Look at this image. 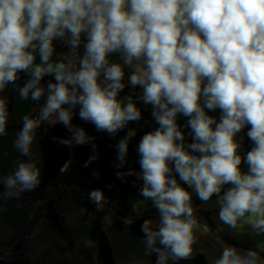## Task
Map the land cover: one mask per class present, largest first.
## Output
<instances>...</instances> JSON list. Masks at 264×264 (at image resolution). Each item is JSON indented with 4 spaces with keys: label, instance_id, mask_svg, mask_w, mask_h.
Listing matches in <instances>:
<instances>
[{
    "label": "clouds",
    "instance_id": "clouds-1",
    "mask_svg": "<svg viewBox=\"0 0 264 264\" xmlns=\"http://www.w3.org/2000/svg\"><path fill=\"white\" fill-rule=\"evenodd\" d=\"M66 30L74 48L81 33H87L80 71H72L71 61L48 62L53 38L63 37ZM34 41L43 64L33 67L34 56L28 49L37 48ZM116 51L124 53L126 64L146 58V70L137 69L130 83L143 86V100L153 106L160 125L154 133L145 134L138 146L144 182L141 194L161 213L158 231L149 229V221L144 222L148 248L153 249L159 237L174 258L186 259L195 243L191 196L169 178L166 161L175 162L181 179L203 201L219 194L222 185H234L220 197V219L235 228L238 218L251 213L257 217L249 221L252 227L264 230V0H0V90L14 82L18 72L30 68L32 79L20 89L21 99H27L31 90L32 99L39 100L44 91L37 86L42 76L54 74L57 81L48 85L39 119L23 118L15 141L23 154L29 153L31 133L42 120L56 113L60 122L70 126V113L62 107L65 104L79 103L80 117L108 133L140 118L131 101L122 107L116 99L124 88L123 72L117 64L109 66L106 59ZM101 69L110 81L105 87L97 82ZM205 78L207 85L202 90ZM68 85L73 86L71 90ZM77 87L82 94L77 95ZM201 92L208 109L223 111L215 130L210 127L214 120L198 104ZM178 112L191 117L194 139L199 142L190 147L202 154L199 158L174 143L182 139L174 122ZM6 115L0 100V135L5 132ZM245 124L251 125L247 135L255 144L246 156L248 175L238 168L239 145L233 140ZM132 135L130 131L128 136ZM85 139L83 130L74 133L76 144ZM118 149L122 165L127 138L119 142ZM38 176L33 164L21 163L7 185L11 188L19 182L21 191L32 189L39 184ZM90 199L99 210L101 193L92 192ZM104 222L110 225V216ZM154 250L157 264H163L165 253ZM255 259L254 252L242 257L235 248L225 247L216 264H255Z\"/></svg>",
    "mask_w": 264,
    "mask_h": 264
},
{
    "label": "rangeland",
    "instance_id": "rangeland-1",
    "mask_svg": "<svg viewBox=\"0 0 264 264\" xmlns=\"http://www.w3.org/2000/svg\"><path fill=\"white\" fill-rule=\"evenodd\" d=\"M85 34L87 35L86 32ZM64 36L68 37L67 31H65ZM87 42V40L80 37V43L75 47V53L80 58V65H82ZM36 44L38 46V43ZM28 51H31L34 56L33 66L35 62L42 61L39 48L35 50L29 48ZM63 51L67 53L72 63V71H80L72 47L67 46ZM106 59L109 66L117 64L121 67L123 72L122 81L125 83H130V77L137 73V69L142 71L143 69L146 70L147 67L145 57L140 60L133 59L131 64H126L122 51L108 53ZM61 62L67 63L64 59ZM56 63H60V61L57 59ZM100 76H104L103 69L100 70L98 77ZM30 79L22 78L13 84L12 82L8 83L0 94V100H3L7 109L5 95L7 96L9 88L13 85L11 105L6 111V124H19L24 121L25 116L30 115L31 111L28 112V108L32 109L34 106H31V103L30 106L29 103L27 104L29 98L21 99L20 97V89ZM101 81H105V79ZM46 125V121L43 122V128ZM21 131L20 127H8L0 135V188L2 189V193H0V258L13 259L14 257L21 258L23 256L26 264H100L96 244L90 239L88 233L97 216V210L95 208L86 209L81 203V199L73 194L72 188L60 186L55 190H44L38 194H31L35 187L21 191L22 185L19 182L11 188L8 187V178L14 177L21 163L33 164L40 175L41 160L38 136L33 132L31 133L32 143L29 146V153L25 155L15 146V141ZM186 153L194 156L188 152ZM166 163L170 171H176L174 161L173 163L166 161ZM238 168L242 175L250 174L249 165L246 161ZM227 184L231 183L224 185ZM17 188L19 193L14 195ZM228 190L211 197L207 201H201L197 204L191 203L194 209L192 218L195 219L196 223L192 225L195 243L191 245L190 255L200 252L209 264H216V261L221 258L225 247L235 248L242 257L250 251L254 252L243 246L246 243H253L259 250L264 252V230L254 229L249 222L257 219V217L251 213H246L243 217L238 218L235 228L230 227L220 219V197ZM37 197L40 202L35 204L33 201ZM48 199H52L53 206L59 209L58 215L71 241L63 233L51 227L44 218L40 217L39 212L40 210L42 213L45 212V203ZM16 200L23 201L24 206L16 207ZM140 211L141 214H149L146 221H149V225L155 227L158 231L161 220L159 210L156 207L146 206ZM31 215L32 218H30ZM26 225L27 228L24 230ZM103 230L107 236L114 264H157L158 257L154 259L153 252L160 242L159 237L156 238L153 249H149L147 237L145 236L109 225H104ZM16 239L22 242L23 252L20 255H14V252L9 249V246ZM233 241L237 245L233 244ZM169 255L172 256L171 252ZM163 264L165 263L163 262ZM255 264H264V256L256 253Z\"/></svg>",
    "mask_w": 264,
    "mask_h": 264
},
{
    "label": "trees",
    "instance_id": "trees-1",
    "mask_svg": "<svg viewBox=\"0 0 264 264\" xmlns=\"http://www.w3.org/2000/svg\"><path fill=\"white\" fill-rule=\"evenodd\" d=\"M67 33L70 32L67 31ZM80 37L88 41L85 32H82ZM74 55L77 58L75 60L76 64L81 70L80 58L77 57L75 52ZM31 71L30 68L27 71L18 72L15 81L22 78L32 79ZM40 82L57 83L55 77L47 74L42 76ZM121 82L124 84V88L117 93L116 99L121 103L122 107H125L131 101L140 112V118L128 121L124 128L117 132L99 131L91 121L83 120L79 115L82 107L79 103L62 105L70 113V126H65L62 122L57 121L51 125H46L45 128L40 123L33 130V133L38 136L41 170L39 184L31 191V194H38L44 190H55L60 186L70 187L73 189V194L81 199V203L86 209L95 208L97 210V216L88 233L90 239L96 244L97 257L100 264H114L107 236L103 230V226L106 225L104 217L110 216L111 223L109 226L147 237L142 229L149 214H141L140 210L146 206L155 207L151 199L145 198L141 194L144 182L142 180L141 155L138 152V146L145 134L154 133L160 128V125L153 116V106L143 100V86L139 84L133 86L131 83ZM108 83L110 81L107 80L98 82L101 87L107 86ZM206 85L207 79H204L201 83V89L203 90ZM68 87L72 89L73 86L68 85ZM4 89L0 91V94ZM12 91L13 85L9 88L7 96L5 95L6 111L11 105ZM79 94H82V89L77 87V95ZM205 101L206 97L201 92L198 97V104L205 115L214 120L210 127L215 130L217 124L221 121L223 111L219 107L208 109L205 106ZM171 107L169 105V108ZM190 119V116H186L183 113L178 112L176 114L174 122L177 130L182 135V139L175 140L174 143L181 145L185 152L199 158L202 154L198 151H193L190 147L192 143L199 142L194 139L195 134L190 126ZM23 124L24 122L21 125L9 124L5 125V128L19 126L23 128ZM250 129L251 125L245 124L233 137L234 142L239 145L236 154L241 157L240 165L246 161L247 153L255 147L254 142L247 135ZM77 130H83L85 137H87L83 144H76L74 141V133ZM130 131L134 132V135L129 137L128 133ZM125 138H127V153L124 157V163L121 165L118 159V145ZM69 140L72 141L70 145L64 143V141ZM65 165H67L66 168ZM168 176L170 179H175L177 184L190 194L191 203L197 204L203 201L199 198L194 188L181 179L177 171H170ZM233 187L234 185L232 184L222 185L220 193ZM94 191H98L102 195L99 210L96 202L90 199V194ZM0 193H2L1 188ZM219 194H213L211 197ZM45 206V212L42 213L41 210L39 212L40 217L44 218L51 227L63 233L71 241L58 215L59 209L53 206L52 199H48ZM30 218H32V215ZM126 221H131V223H126ZM148 227L152 231H157L155 227L149 224ZM26 228L27 225L24 230ZM232 243L237 245L235 241ZM243 246L264 256V252L259 250L253 243H246ZM9 249L14 252V255H20L23 252L22 242L16 239L9 246ZM155 249H160V251L165 253V264H209L205 256L200 252L190 255L186 259H178L170 256V249L165 248L160 242ZM157 257L158 253L154 250L153 258L156 259ZM0 264H26V260L23 256L21 258L14 257L13 259L0 258Z\"/></svg>",
    "mask_w": 264,
    "mask_h": 264
},
{
    "label": "crops",
    "instance_id": "crops-1",
    "mask_svg": "<svg viewBox=\"0 0 264 264\" xmlns=\"http://www.w3.org/2000/svg\"><path fill=\"white\" fill-rule=\"evenodd\" d=\"M68 34V37H65V36H63V37H54L53 38V40H52V47H53V53H52V55L50 56V58H49V63H52V64H56V61H57V59H58V61H60L61 62V60L62 59H64L65 60V62H69L70 61V59L68 58V55L66 56V57H64V58H60L59 57V55H58V53H57V48L54 46L55 45V43L57 44V43H59V42H61V43H63L64 45H65V47H64V49H66L67 48V46H71L72 47V45H71V43H70V41H71V34L70 33H67ZM36 43H38V42H36ZM69 44V45H68ZM37 48H39L38 46H37ZM72 49H73V54H74V52H76L75 51V48L74 47H72ZM69 59V60H68ZM66 63V64H67ZM43 64V62L41 61V62H35V64H34V66L35 65H42ZM33 66V67H34ZM43 66H46V65H43ZM47 75H50V76H52V77H55L54 76V74H47ZM105 78H104V76H100V77H98L97 78V82H99V81H101V80H104ZM31 80V79H30ZM50 83H52V82H46V83H42V82H40L39 81V84L37 85L38 87H41L44 91H43V96H47L48 97V95H49V90H48V85L50 84ZM52 84H55V83H52ZM71 90V89H70ZM30 93H31V90H30ZM29 93V94H30ZM28 98H29V101L27 102V104L29 103V106H30V103H31V106L33 105V103H32V101H31V99H32V97H31V94L28 96ZM45 104H46V101H44V103L39 107V108H37L35 105H33L34 107L31 109V108H28V112L29 111H31L30 112V115H32V113H34V112H36L37 113V115H38V117H40V110L45 106ZM29 115V116H30ZM28 116V117H29ZM39 119V118H38ZM51 119L52 120H55L56 122L57 121H59L58 119H57V114L56 113H54L50 118H49V120H42L40 123L42 124V126H43V122H45L46 121V123H47V125H51V124H53V123H51L50 121H51ZM24 122V121H23ZM23 122H21V123H19L18 125H21ZM6 125H9V124H6ZM20 128H21V130H22V127L21 126H19ZM19 131V130H18ZM19 193V190H18V188L15 190V194L14 195H16V194H18ZM34 202V201H33Z\"/></svg>",
    "mask_w": 264,
    "mask_h": 264
},
{
    "label": "built area",
    "instance_id": "built-area-1",
    "mask_svg": "<svg viewBox=\"0 0 264 264\" xmlns=\"http://www.w3.org/2000/svg\"><path fill=\"white\" fill-rule=\"evenodd\" d=\"M54 46L57 48V50H58L57 53H58L60 58H64V57L67 56V53L65 51H63V50H65L64 49L65 45L63 43H61V42H59L57 44L55 43ZM44 101H47V96H43V94L39 98V100H33L32 99L33 105H35L37 108H39L44 103ZM30 118L31 119H38L39 117H38L37 113L34 112L32 115H30ZM38 202H40V199L37 197L35 199L34 203L37 204ZM24 204L25 203L23 201H21V200H16V202H15V206L16 207L24 206Z\"/></svg>",
    "mask_w": 264,
    "mask_h": 264
},
{
    "label": "water",
    "instance_id": "water-1",
    "mask_svg": "<svg viewBox=\"0 0 264 264\" xmlns=\"http://www.w3.org/2000/svg\"><path fill=\"white\" fill-rule=\"evenodd\" d=\"M13 83H14V82H12V84H13ZM5 87H6V85H5ZM5 87H4V88H5ZM4 88H3V89H4ZM3 89H2V90H3ZM0 91H1V90H0ZM169 163H173V161H169Z\"/></svg>",
    "mask_w": 264,
    "mask_h": 264
}]
</instances>
